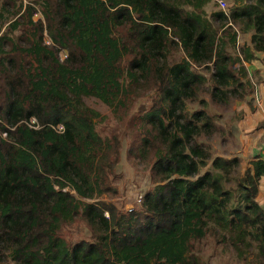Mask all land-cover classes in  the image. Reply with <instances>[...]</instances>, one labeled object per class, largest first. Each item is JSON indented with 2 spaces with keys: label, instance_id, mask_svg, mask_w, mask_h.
<instances>
[{
  "label": "trees",
  "instance_id": "trees-1",
  "mask_svg": "<svg viewBox=\"0 0 264 264\" xmlns=\"http://www.w3.org/2000/svg\"><path fill=\"white\" fill-rule=\"evenodd\" d=\"M31 1L45 15L50 42L43 41L42 24L22 45L0 35V52L9 42L31 61L24 80H11L2 109L0 264H208L195 247L213 235L264 264V208L256 201L264 159L231 176L240 159L211 158L198 139L212 132L210 117L184 112L185 101L208 81L196 67L211 64L212 97L219 102L252 86L242 61L264 54V0H235L210 18V0ZM121 27L126 39L116 31ZM10 29L18 30V22ZM239 30L251 34L235 54ZM172 50L180 60L170 61ZM131 53L130 81L155 74L162 104L143 120L162 147L151 168L154 186L139 209L123 213L91 201L104 191L110 147L95 129L102 116L85 99L118 105L126 89L121 62ZM77 215L97 237L68 246L57 232Z\"/></svg>",
  "mask_w": 264,
  "mask_h": 264
},
{
  "label": "rangeland",
  "instance_id": "rangeland-1",
  "mask_svg": "<svg viewBox=\"0 0 264 264\" xmlns=\"http://www.w3.org/2000/svg\"><path fill=\"white\" fill-rule=\"evenodd\" d=\"M234 2L235 0H227L229 9L235 6ZM218 10L214 0H210L205 8L209 18L213 11ZM13 21H17L19 24V29L16 31L10 29ZM40 24L43 27V41L48 43L50 41L46 30L45 15L38 6H35L31 0H0V35L8 34L16 43L22 45ZM126 30L125 27H121L116 31L126 39ZM250 34V32L244 34L239 30L238 49L235 54L243 46V43L250 39ZM259 54L262 53L255 52V59L262 64L264 57H259ZM59 56L60 59H63L65 51L60 50ZM181 56L177 50H172L170 61H178ZM131 58L132 53L127 54L121 62L123 69L121 81L126 89L121 98L122 101L118 105L107 106L92 97L85 99L87 106L102 116L94 119L95 129L110 147L104 153L105 164L102 178L104 191L91 201L110 204L123 213L128 212L127 209L131 206L133 210L139 209L141 196L154 186L155 178L151 168L155 160L156 149L162 147L158 142H155V132L152 127L143 120L147 111L162 104L155 74L152 71L139 73L136 81H130L125 76V70ZM30 63V59L23 58L11 48V43L7 42L3 45V52H0V124L3 123L2 109L8 85L15 80L19 82L24 80V70L31 67ZM209 65L208 69L195 68L202 70L208 81L197 90L192 99L185 101L184 112L188 117L192 112L202 110L210 117L213 123L212 132L202 133L198 139L209 149L211 158L215 156L238 157L242 147L238 144L240 137L237 136L239 129L236 124L240 121V128H243L242 105L253 104L251 100L252 86L250 83H245L248 80L246 78L243 80L245 85L240 88L242 97H238L237 93L235 95L228 94L226 103L214 100L210 87L212 70L211 64ZM232 68H238V64H234ZM259 75L260 71L257 70L252 77L254 82L261 84L262 76ZM27 122L33 123L34 119ZM4 137L5 133L0 132V138ZM145 138L148 141L147 144L144 141ZM242 172L243 168L240 164L231 173V176ZM234 182L232 177L230 183ZM57 233L68 246H72L80 240L93 242L97 237L96 231L81 215L62 223ZM217 239L213 235L200 241L198 245L196 244L195 249L199 250L198 254L201 259L208 264H259L253 252L237 255V250L228 242H216Z\"/></svg>",
  "mask_w": 264,
  "mask_h": 264
},
{
  "label": "crops",
  "instance_id": "crops-1",
  "mask_svg": "<svg viewBox=\"0 0 264 264\" xmlns=\"http://www.w3.org/2000/svg\"><path fill=\"white\" fill-rule=\"evenodd\" d=\"M261 53L258 56L264 57L263 52ZM252 60L262 65V68L253 69L246 67L252 83L251 100L253 104L248 105L245 103V105H242L243 128H240V121L236 124L239 129L237 136L240 137L238 144L242 147V151H239L240 154L237 156L240 159L243 170L257 158L264 159V62L260 64L257 59L254 58ZM243 65L245 66V63ZM257 70L260 71L259 76H262L261 84L253 81V73ZM256 201L264 208V176L258 182Z\"/></svg>",
  "mask_w": 264,
  "mask_h": 264
},
{
  "label": "built area",
  "instance_id": "built-area-1",
  "mask_svg": "<svg viewBox=\"0 0 264 264\" xmlns=\"http://www.w3.org/2000/svg\"><path fill=\"white\" fill-rule=\"evenodd\" d=\"M214 1H215L216 5H217V8L222 10V11H225L228 8V6H229V4L227 3V0H214ZM243 63H245V67H247V68H249V67H251L253 69H261L262 68V65H259L256 61H253V60H250V61H247V62L243 61ZM58 128L61 129L62 126L58 125ZM132 209L133 208L131 206V207H129L127 209V211L130 212ZM105 214L107 216V213H105Z\"/></svg>",
  "mask_w": 264,
  "mask_h": 264
},
{
  "label": "clouds",
  "instance_id": "clouds-1",
  "mask_svg": "<svg viewBox=\"0 0 264 264\" xmlns=\"http://www.w3.org/2000/svg\"><path fill=\"white\" fill-rule=\"evenodd\" d=\"M245 62V61H244ZM247 62V61H246ZM242 65H243V61H242ZM250 78V77H249Z\"/></svg>",
  "mask_w": 264,
  "mask_h": 264
}]
</instances>
